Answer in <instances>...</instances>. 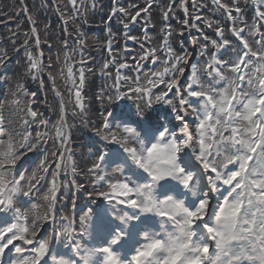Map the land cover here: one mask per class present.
Returning <instances> with one entry per match:
<instances>
[{"label": "snow or ice", "instance_id": "obj_1", "mask_svg": "<svg viewBox=\"0 0 264 264\" xmlns=\"http://www.w3.org/2000/svg\"><path fill=\"white\" fill-rule=\"evenodd\" d=\"M97 3L68 0L72 16L64 23L75 22L89 7L95 10ZM211 4L232 21V39L218 22L216 38L202 34L200 54L209 56L202 73L197 64H191V74L185 75L190 54L173 49L170 25L162 29L159 48L146 46L150 37L145 35L140 44L142 55L133 57L131 64H117L112 41H107L111 58L101 71L110 75L107 70L116 68L108 104L125 99L137 102L135 114L121 113L120 119L108 109L100 113L98 123L89 115L82 96L88 63L83 55V33L78 32L77 48L70 49L67 39L63 40L62 64L58 52L55 64L49 57L45 65L43 51H28L25 41L24 75L39 79L43 87L47 69L61 101L58 118L52 123L35 110L37 94L17 82L8 105L19 121L10 118L6 122L0 115V258L14 249L19 258L13 264H264V10L258 9L256 20L249 25L239 0H211ZM177 6L189 14V0L178 4L171 0L161 11L163 21L170 19ZM152 7L153 0H147L134 15L130 9L137 8L135 4L129 8L114 5L110 11L135 23ZM191 7L206 5L191 0ZM201 20L207 28L213 27L211 20L196 15L192 22H183L179 35L189 28L199 32L196 22ZM29 21L39 50L35 21L31 16ZM222 50H231L232 55L223 59ZM77 51L79 61L74 59ZM6 58V52L0 55V65ZM147 60L159 62L163 70L142 72L141 62ZM121 69L135 74L124 76ZM58 78L70 84L69 98H75L72 116H78L85 126L91 124L98 142L89 154L94 158L83 170L86 183L69 182L87 201L77 211L73 199L71 215L62 216L59 222L61 188L68 187L60 177L69 171L73 177L80 173L68 147V113L63 93L56 88ZM154 103L171 107L180 122L179 134L170 120L161 122L150 114ZM32 125L44 130L34 131ZM49 140L55 144L50 156L45 148L44 159L30 175L27 169L21 171L26 154L39 152ZM42 181L47 183L43 203L32 204L34 216L22 214L18 196L31 198L34 190H41ZM46 224L53 226L52 233L41 235ZM26 251L30 257L24 256Z\"/></svg>", "mask_w": 264, "mask_h": 264}, {"label": "trees", "instance_id": "obj_2", "mask_svg": "<svg viewBox=\"0 0 264 264\" xmlns=\"http://www.w3.org/2000/svg\"><path fill=\"white\" fill-rule=\"evenodd\" d=\"M170 0H163L161 5L155 9V11L153 12L154 14H152L153 20L155 21L156 25L159 26L160 22H161V11L162 9L168 4L170 3ZM127 8V7H125ZM177 9H179V7H176ZM175 8V9H176ZM130 11L133 13L132 9H130ZM58 20H60L57 15L53 14L52 17V23H51V28L49 30L50 34L48 35V38L50 37V40L52 41V45H53V54H51V59L52 62L55 64L56 62V56L57 53H62L61 50V44L63 42V40L65 39V35L64 32H62L59 29V23L57 22ZM96 22L95 18H92L91 23L94 24ZM81 25L79 24V21H72V29H70L71 34L73 35L74 32H81L83 33V37L85 39V47L84 51L88 54V58L91 59L93 58V56L95 55L96 52V46H100L102 48V46L104 44H106L107 42V38L105 35V32L102 31L101 34H93V33H85L83 31H81L80 29ZM160 30V28H159ZM48 38H46V42L48 41ZM159 38L158 35V31L157 33L154 34L153 39H157ZM86 53H84L83 55L86 56ZM3 54V49L0 50V55ZM142 55V52L139 51L138 53V57ZM91 56V57H89ZM80 58H75L76 61H78ZM79 68H77L78 70ZM25 72H22V67L18 62H14L12 64V69L9 71L8 73V80H7V84L5 87V95L3 98V105H2V110H3V117L5 118V121L7 122L8 119H13L14 121L18 122L19 121V115L15 114L13 112V109L8 105V101L11 98V92L14 90L15 85L17 82H23L25 84L26 89L28 88V83H29V78L27 76L24 75ZM78 78V76H77ZM67 87H70V84L66 85L65 82L63 80H60L59 78L56 81V88L63 93V101L66 105V109L67 112L69 114H72L73 111V104L75 103V98L74 96L69 98L68 92H67ZM48 88V86H47ZM29 92V89H27ZM86 89L83 88L82 91V96L83 99L85 100V105L86 108L90 110V112H98V103L96 104V102L94 100L91 99V94L90 91H85ZM30 93V92H29ZM45 97L47 99H39L38 98V108L35 109L41 113L46 114L45 110H47L48 108H52L53 110V121H51L52 123H54L56 121V119L58 118V114H59V109H60V101L57 100V98L54 96L53 92L49 91L47 93V95H45ZM89 98V99H88ZM77 123L75 122V119L72 121L73 124V131L76 135V140H79V137L81 136L80 130H81V120L80 118L77 116ZM45 119H47V116L45 117ZM36 130H40L43 131L44 129H38L36 128ZM55 148V144L53 142V140H49V146L47 149V153L50 156V153L54 150Z\"/></svg>", "mask_w": 264, "mask_h": 264}, {"label": "rangeland", "instance_id": "obj_3", "mask_svg": "<svg viewBox=\"0 0 264 264\" xmlns=\"http://www.w3.org/2000/svg\"><path fill=\"white\" fill-rule=\"evenodd\" d=\"M1 259V258H0Z\"/></svg>", "mask_w": 264, "mask_h": 264}]
</instances>
